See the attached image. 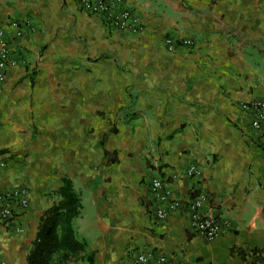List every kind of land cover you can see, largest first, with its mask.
<instances>
[{
	"label": "crops",
	"instance_id": "crops-1",
	"mask_svg": "<svg viewBox=\"0 0 264 264\" xmlns=\"http://www.w3.org/2000/svg\"><path fill=\"white\" fill-rule=\"evenodd\" d=\"M119 2L140 31L112 29L75 0H0L17 61L0 84V196L24 190L27 199L2 203L12 217L0 224V261L25 264L68 178L80 197L71 228L85 245L61 264H132L141 253L264 264V143L237 109L264 100V0ZM166 38L191 46L170 54ZM103 150L116 162L104 165ZM190 166L199 177L185 175ZM156 178L179 203L162 220L149 190ZM197 194L220 227L211 240L189 224Z\"/></svg>",
	"mask_w": 264,
	"mask_h": 264
},
{
	"label": "built area",
	"instance_id": "built-area-1",
	"mask_svg": "<svg viewBox=\"0 0 264 264\" xmlns=\"http://www.w3.org/2000/svg\"><path fill=\"white\" fill-rule=\"evenodd\" d=\"M119 1L120 0H75L81 11L100 16L105 25L112 29L133 33L140 31L141 24L139 19L132 15L127 9L121 8ZM7 27L11 29L14 39L22 38V30L18 22L9 21ZM190 46L191 42L189 40H182L179 46H176L171 39H164L165 50L170 54L175 53L179 47ZM16 65L17 61L11 57L9 37L6 35L5 30L0 28V84L5 82L6 71L9 68H14ZM237 109L248 117L250 128L264 143V100L240 102ZM185 175L192 178L199 177L200 173L194 166H190L186 169ZM149 190L157 203L154 210L156 219H164L170 212L179 207V203L172 198L170 189L164 185L161 179H152L149 182ZM204 201L205 196L202 194H197L189 199L187 203L189 224L197 235L211 240L219 235L220 227L212 216L201 211ZM4 202L6 204L14 202L25 207L27 204L26 193L24 190H13L0 196V224L2 226L8 225L12 217V211L9 205H2ZM150 261H152V264H168L166 257L162 254L152 257L149 254L143 253L138 254L132 261V264H150ZM0 264L5 263L0 261Z\"/></svg>",
	"mask_w": 264,
	"mask_h": 264
},
{
	"label": "trees",
	"instance_id": "trees-1",
	"mask_svg": "<svg viewBox=\"0 0 264 264\" xmlns=\"http://www.w3.org/2000/svg\"><path fill=\"white\" fill-rule=\"evenodd\" d=\"M134 114L126 118L131 120ZM111 133H115L113 127ZM103 143L100 142L102 147ZM103 164L110 165L116 162L115 157L103 150ZM57 202L49 207L40 217L32 247L25 257V264H51L58 255L59 261L78 259L83 252L84 242L77 241L71 228L72 220L79 214L80 197L68 178H62L60 186L54 191ZM238 254L242 255L241 251ZM91 257L87 258L91 264Z\"/></svg>",
	"mask_w": 264,
	"mask_h": 264
},
{
	"label": "rangeland",
	"instance_id": "rangeland-1",
	"mask_svg": "<svg viewBox=\"0 0 264 264\" xmlns=\"http://www.w3.org/2000/svg\"><path fill=\"white\" fill-rule=\"evenodd\" d=\"M48 196L50 197L51 195L48 194ZM53 196V195H52ZM56 195H54L53 197L55 198ZM52 261H54L55 263L54 264H61V261H59V257L58 255L55 256ZM72 262H77L76 260H71ZM70 260H68V262H71ZM67 261H65L64 263H66ZM52 263V262H51Z\"/></svg>",
	"mask_w": 264,
	"mask_h": 264
}]
</instances>
